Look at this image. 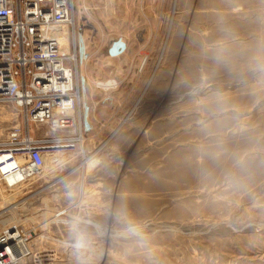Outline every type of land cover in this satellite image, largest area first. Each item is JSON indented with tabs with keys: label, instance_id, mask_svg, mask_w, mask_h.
I'll return each mask as SVG.
<instances>
[{
	"label": "rangeland",
	"instance_id": "rangeland-1",
	"mask_svg": "<svg viewBox=\"0 0 264 264\" xmlns=\"http://www.w3.org/2000/svg\"><path fill=\"white\" fill-rule=\"evenodd\" d=\"M77 6L82 138L0 183V233L31 264H264V0ZM17 114L0 107V140Z\"/></svg>",
	"mask_w": 264,
	"mask_h": 264
},
{
	"label": "built area",
	"instance_id": "built-area-1",
	"mask_svg": "<svg viewBox=\"0 0 264 264\" xmlns=\"http://www.w3.org/2000/svg\"><path fill=\"white\" fill-rule=\"evenodd\" d=\"M74 11L75 0H0V107L13 106L23 124L0 140V183L8 188L43 172L44 159L56 150L74 147L57 137L82 138L75 126L80 88L70 51ZM44 126L48 132L34 139ZM29 250L16 228L0 233V264H31Z\"/></svg>",
	"mask_w": 264,
	"mask_h": 264
},
{
	"label": "crops",
	"instance_id": "crops-1",
	"mask_svg": "<svg viewBox=\"0 0 264 264\" xmlns=\"http://www.w3.org/2000/svg\"><path fill=\"white\" fill-rule=\"evenodd\" d=\"M75 3H76V12H75V14H76V19H78L79 20V16H77V14L79 15V12L77 11V9L79 8L77 5H78V3H79V0H75ZM121 39L122 40V42H126L127 44H129V35L127 34V35H116V36H112L111 38H108L109 39V41L111 40V41H114V40H116V39ZM108 41V42H109ZM81 82H82V98L80 99V106L81 105H84L85 106V108H84V110H83V114H85V111L87 112V115H88V108H87V106H88V104L86 103V99H85V96L83 97V92H84V89H83V87H84V78H83V76L81 75ZM79 106V107H80ZM86 109V110H85ZM80 113V112H79Z\"/></svg>",
	"mask_w": 264,
	"mask_h": 264
},
{
	"label": "bare ground",
	"instance_id": "bare-ground-1",
	"mask_svg": "<svg viewBox=\"0 0 264 264\" xmlns=\"http://www.w3.org/2000/svg\"><path fill=\"white\" fill-rule=\"evenodd\" d=\"M67 42H68V38L65 40V45H67ZM107 87V86H106ZM48 158V160H49V162L47 161V159H45V165H46V167H49V165L52 167V165H53V167L55 166V164H56V156L55 155H51V156H48L47 157ZM48 162V165L46 164ZM45 167V168H46ZM47 169V168H46ZM20 178V177H19ZM19 180V179H18ZM8 182H12V180H9ZM17 187V186H16ZM62 213H63V211H62ZM55 215V214H54ZM60 214H58V215H56V217L57 216H59ZM55 217V218H56ZM63 222V221H62ZM9 228H6L5 230H8V229H15V227L14 226H12V225H10V226H8ZM29 249H30V245H29ZM30 251V255L32 256V258H33V255H32V252H31V249L29 250ZM31 258V259H32Z\"/></svg>",
	"mask_w": 264,
	"mask_h": 264
}]
</instances>
